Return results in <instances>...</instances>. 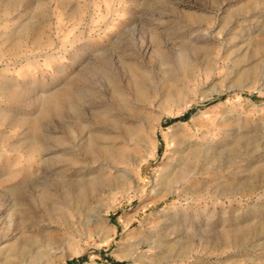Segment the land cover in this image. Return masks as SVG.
I'll use <instances>...</instances> for the list:
<instances>
[{
    "label": "rangeland",
    "instance_id": "rangeland-1",
    "mask_svg": "<svg viewBox=\"0 0 264 264\" xmlns=\"http://www.w3.org/2000/svg\"><path fill=\"white\" fill-rule=\"evenodd\" d=\"M180 49L186 51L185 67L179 65ZM125 62L149 72L145 86L151 96L188 82L192 90L168 106L144 107L148 126L128 136L126 127L141 122L132 103L131 119L111 131L112 162L98 166L68 138L80 134V121L90 123L109 83L134 93ZM263 69L264 0H0V233L11 222L17 231L12 217L31 207L29 196L45 188L62 196L68 187L58 182L83 171L103 180L83 205L73 201L68 208L80 234L53 264H264V85L255 77ZM71 84L81 101L76 96L60 102L62 116L42 120L33 136L44 96ZM194 116L213 120L210 130L198 134L201 141L223 148L238 137L244 141L242 158L227 162L224 154L217 169L188 185L194 192L162 196L155 183L172 162L173 133L180 123L195 132ZM42 146L48 150L40 152ZM122 168L129 175L117 183ZM37 208L35 215L42 212ZM96 209H108L107 222H95ZM226 231L248 242L225 244Z\"/></svg>",
    "mask_w": 264,
    "mask_h": 264
},
{
    "label": "bare ground",
    "instance_id": "bare-ground-1",
    "mask_svg": "<svg viewBox=\"0 0 264 264\" xmlns=\"http://www.w3.org/2000/svg\"><path fill=\"white\" fill-rule=\"evenodd\" d=\"M204 48L205 45H200V44L196 45V49L198 50H203ZM185 53L186 51L184 52L182 50L179 53L180 54L179 57L180 59H178L179 65L180 66L182 65V67L186 64V63L184 64ZM170 61L171 60L167 61L165 58L163 59L162 62L169 64ZM125 63H123V65ZM126 65H128L131 69L129 73L132 72L130 75H132L131 78L134 82V83L132 82V84H135V89L133 86L134 93L131 92V90H129L130 87L126 88L125 84L123 85L121 83L120 84L115 83V81L113 82L114 84L109 83L112 84L111 86L109 85V87L111 88L109 90H107L106 89L107 87L104 86L106 90L103 91L100 90L101 91L100 95H98L97 93L98 100L96 99L97 101L96 104L99 106V109L96 111L94 110L92 112L90 123L88 124L86 122L87 124H85L84 122L81 123L80 121V124L78 123L80 134H78V136L76 137L74 136L75 139H73V137L68 138L71 147L72 145L78 146L79 147L78 150H81V153L84 154L88 160L92 161L95 164L98 163V166L104 164L103 162L104 159L105 160L109 159L111 161V154L116 153V151L114 152L115 150L114 148L116 146V138L111 134V131H113V129L115 128L120 127L121 120H124L125 118L131 119L130 117L132 116V109H131L132 103L135 102L137 103V107H135L136 109L134 110L133 115L134 117L139 118L141 122L139 125L135 127H126V134L128 133V136L132 134L133 130H136L139 133L144 132L145 126L148 122L147 120L149 119V116L146 114V111L145 112L143 111L144 107L149 109H157L162 105L168 106L177 101H181V99H183L184 96L192 90V86L188 82L187 84L186 83L183 84V86L176 85L175 87L173 86V88L169 87L171 88V90L166 94L163 93L161 94V92H157L151 96L148 92V88H146L145 86L147 84V82H145V79L148 78L149 72L147 73V70L145 71L144 69H141V67H139L138 69V66L132 62H127ZM104 71L107 72L105 69ZM255 77H256V81L261 82V85H264V69L261 71V73L260 70H258V72H256ZM78 94L79 92L71 84L68 87L62 89L60 92L45 95L43 98L44 107L42 108L40 117L34 119L32 122L33 136H35L36 134L38 135V131L40 130V123L42 120L62 114L61 111L62 108L61 106L59 107L58 105L60 104V102L61 104H63L62 102L71 103L74 97L77 96L78 98L80 96V95L78 96ZM89 94L93 95V93L91 92L90 93L88 92V95ZM72 107L73 109L71 110L74 111V106ZM113 109H115L117 113L115 114L111 113ZM181 111L182 110H179L177 114H179ZM202 113L204 114L205 112ZM82 115L83 113L81 114V116ZM158 115L159 117L156 119L158 120L157 124L160 125L162 121V115L161 116L160 114ZM61 116L62 115H60V117ZM83 116L81 118L82 120H85L83 119L84 118ZM204 117H205L204 119H200V120H199L200 117H195V116L193 117L194 120H196L195 132L192 131V127L189 126L188 123L178 124L179 131H177L178 133L176 132L173 133V139H172L175 149L173 152L172 162L170 163L169 168L165 170L164 173L161 175L159 181L157 180V182L155 183V185L158 186L161 185L160 188H162V190L157 192L156 190L158 189L154 188L153 192L156 191L162 196H167L170 195L171 193L190 194L195 190L191 187L189 188L188 185H190L193 181H197L198 179L204 177V174L206 172H209L210 169L213 168L217 169V167L220 166V165L217 166V164L219 163L220 160H222V156L224 154L227 156V162H230L232 160L239 162L241 160L242 158L241 147L244 146L243 144L244 141H241V139H239L238 137L234 138L231 141H228L223 146V148L222 146L215 147L214 145L203 142L199 139L198 134L200 133V131L210 130L211 125L213 124L212 118H208L207 116ZM44 137H46V134ZM54 140H56L57 142L59 141L60 143L62 141V139H57V138L56 139L54 138ZM31 143H33V141H31L30 144ZM129 143L130 144L132 143V138H130ZM230 145L231 147H228ZM226 147L228 148L226 149ZM41 148H42L41 150L39 149L40 152L48 150V148H46L45 146H42ZM126 156L128 157V155ZM68 158H69L68 160H70L71 162H75V163L77 162L74 160L75 158L73 157H68ZM135 162L137 163V161ZM96 169H100V168L98 167ZM127 170L124 168L121 173H117L116 175L117 183L124 182L127 179V176L129 175L127 173ZM81 172L83 173V171ZM82 173L76 171V173L73 175L75 176L74 179L71 176L70 177L64 176L60 180V182H58L57 185H61L65 187V189L66 187H68V189H66L63 193L64 196L62 195L56 198V196H54V193L46 188L42 190L41 195L38 197L29 196V202L31 207H29V209L26 207L25 208L22 207L19 211H17L18 213H16V217L14 215L12 217V221L14 220L13 218H15V220L17 218L18 220L17 221L18 225L16 226L17 231L14 232L15 227L13 230L12 229L13 222L10 221L12 224L9 225L10 227L12 225V227L10 228L7 225L9 228L5 227L6 229L7 228L8 229L6 231L4 229V232L0 233V264H53L56 258V254L59 253V251L62 250L65 246L69 245L70 242L76 240L77 235H79L80 233H78V231L76 230V225H75L76 221L71 217L73 215L71 216L68 215L67 210L72 206V204L74 203L73 201H77L79 205H83L80 204L79 202H85L86 194L88 195V192L90 190H94L97 183L100 180H103L102 179L103 177L101 175L95 176V178L94 177L87 178L86 175L84 174L81 175ZM108 180L109 178H105V182ZM113 183H115V181ZM163 185H165V188L162 187ZM25 197L26 196L23 197V200H22V196H20L19 198H21V200L24 202ZM23 202H21V204H23ZM86 204L84 203V206ZM36 206L39 207L42 212H40V214L35 215L34 208H36ZM81 207L80 209H82ZM86 207L89 206L86 205ZM88 209L89 208L85 210L86 212L84 211L82 212H84L87 215ZM98 210L96 209L97 214L94 213L95 215H93V217L96 216L95 222H100V221L107 222L109 216L108 209H106L107 211H104L105 209L104 210L100 209L99 211ZM82 212H80V214L83 216L84 214H82ZM76 215L77 214H75V216ZM80 216L78 214L79 218H81ZM91 217L92 216H89L90 219ZM86 218L87 220L89 219L88 216H86ZM87 220L84 222H88ZM78 222L81 224L80 221ZM89 222L88 224L91 223ZM10 229L12 230L9 232ZM233 233L234 232L232 231H226L221 236L222 241L225 244H231L235 242L237 244H246L248 242L249 237L247 236L245 237V235L242 234L241 236H239L237 233H235L237 235L234 236ZM219 239H220L219 236H215L216 242H218ZM145 241H148L151 247H155L158 245V243L157 244L154 243V240L149 241L145 239ZM185 246L186 244L184 243L181 245V248H185Z\"/></svg>",
    "mask_w": 264,
    "mask_h": 264
}]
</instances>
